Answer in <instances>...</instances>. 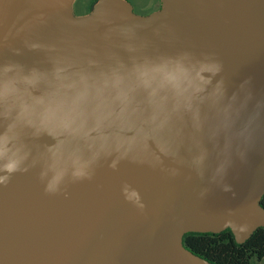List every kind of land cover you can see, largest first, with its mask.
<instances>
[{
	"label": "water",
	"instance_id": "1",
	"mask_svg": "<svg viewBox=\"0 0 264 264\" xmlns=\"http://www.w3.org/2000/svg\"><path fill=\"white\" fill-rule=\"evenodd\" d=\"M73 2L0 0V264H211L185 234L264 228V116L214 181L244 118L199 70L217 60L228 96L248 81V111L264 101V0Z\"/></svg>",
	"mask_w": 264,
	"mask_h": 264
},
{
	"label": "clouds",
	"instance_id": "2",
	"mask_svg": "<svg viewBox=\"0 0 264 264\" xmlns=\"http://www.w3.org/2000/svg\"><path fill=\"white\" fill-rule=\"evenodd\" d=\"M222 70L221 64L217 60H205L201 62L200 74L207 73V76H204L203 79L207 83H214L216 94L224 99L232 101L237 108V116L243 117V129L240 132H237L234 136L221 138L216 152L217 165L213 171L212 179L215 181L217 178L223 180L224 176L227 173V170L232 162L233 155H238L241 160H243L247 154V150L251 146L254 140V134L260 126V121L262 116H264V101H258L255 105V108L249 112L248 104L252 100V94L249 90L245 92L244 95H241V90L246 88V85L249 83L245 81L240 85V89L234 92L231 96L227 95V89L225 87L224 80L221 78L216 80L215 78L220 74ZM215 81V82H214ZM226 127H230L226 125ZM207 154H201L194 158L193 164L198 170V174L203 178L204 172L201 169L204 168L207 163ZM87 168V163H79V166L74 170L73 175L76 178H83L87 175L85 169ZM17 170L16 166L9 168V172H14ZM62 178V173L57 175L52 182L49 183L47 191L54 192L57 190L60 179ZM7 179V177H5ZM225 191L230 190L227 185L224 187ZM143 208V205H140Z\"/></svg>",
	"mask_w": 264,
	"mask_h": 264
},
{
	"label": "trees",
	"instance_id": "3",
	"mask_svg": "<svg viewBox=\"0 0 264 264\" xmlns=\"http://www.w3.org/2000/svg\"><path fill=\"white\" fill-rule=\"evenodd\" d=\"M264 208V195L260 200ZM183 246L211 264H264V228H258L248 240L238 244L229 229L218 234L188 233Z\"/></svg>",
	"mask_w": 264,
	"mask_h": 264
},
{
	"label": "rangeland",
	"instance_id": "4",
	"mask_svg": "<svg viewBox=\"0 0 264 264\" xmlns=\"http://www.w3.org/2000/svg\"><path fill=\"white\" fill-rule=\"evenodd\" d=\"M99 0H74L71 10L76 18L87 16ZM138 17H147L161 9V0H125Z\"/></svg>",
	"mask_w": 264,
	"mask_h": 264
}]
</instances>
